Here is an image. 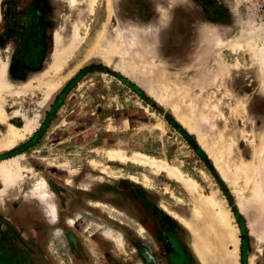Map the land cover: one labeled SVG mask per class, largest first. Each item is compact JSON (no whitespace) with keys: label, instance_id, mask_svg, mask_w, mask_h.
Wrapping results in <instances>:
<instances>
[{"label":"rangeland","instance_id":"374dc122","mask_svg":"<svg viewBox=\"0 0 264 264\" xmlns=\"http://www.w3.org/2000/svg\"><path fill=\"white\" fill-rule=\"evenodd\" d=\"M254 1L0 0V264H124L41 214L57 226L90 193L129 264H264ZM29 233L48 235L32 246Z\"/></svg>","mask_w":264,"mask_h":264},{"label":"crops","instance_id":"0c3cea01","mask_svg":"<svg viewBox=\"0 0 264 264\" xmlns=\"http://www.w3.org/2000/svg\"><path fill=\"white\" fill-rule=\"evenodd\" d=\"M241 12L242 14L243 12L246 13L244 9H242ZM249 13L251 17H254L252 13V7ZM79 194L85 195V193H82V192H80ZM90 195L91 197L86 196L87 198L85 197L86 199H84V201L81 199V200H75L72 203L70 202V204L67 207V210H63L64 212H61L60 210H58L59 225L57 226L53 225L54 222L49 219V217L46 215L44 211L43 206L41 205V214L44 217L46 224L48 223L49 225H51L53 234L55 233V228H60L61 230H64L66 226L72 227L74 230L81 228L80 231L78 230V234L82 238V240H84L82 242L92 257L94 253H97L100 255L108 254L111 256L120 255L122 260H124L125 258V263L129 264L127 263L128 262L127 257L129 256L130 253H129V247L127 246L126 248V240H125L124 233L122 230L115 228L118 226L114 224L115 221H117L118 219L111 218L107 211L103 210L101 207H98L97 205H94L92 202L98 199L96 196L92 195L91 193ZM98 201H101V200H98ZM110 205L113 206V204H110ZM67 216L73 217L74 223L72 224L68 223ZM102 219H105V220H102ZM103 225H108L112 228H115L121 233L123 240H124L122 247L117 246L113 242L111 237H108L102 233L101 226ZM41 234H45V233L42 232ZM47 235L48 234L39 236L35 234L31 235L29 233V240H30L29 245H32V246L37 245L38 241L41 239L43 240L44 238L43 236H47ZM75 261H76L75 258H71L72 264H76ZM121 262L124 263V261H121ZM86 264H94V262L92 260L91 262H88Z\"/></svg>","mask_w":264,"mask_h":264},{"label":"bare ground","instance_id":"6f19581e","mask_svg":"<svg viewBox=\"0 0 264 264\" xmlns=\"http://www.w3.org/2000/svg\"><path fill=\"white\" fill-rule=\"evenodd\" d=\"M264 24V23H262ZM76 32V31H75ZM72 38H71V41L69 43L68 46L66 45H63L61 44L60 42V48L58 49L57 53L55 54L54 57H52L50 59V62H51V66L52 67H57V61L62 57H64L63 59H65L67 57V54L69 53L72 45H73V38L74 36L76 35V33H72L71 34ZM61 53V54H60ZM61 58V59H62ZM62 59V60H63ZM57 65V66H56ZM57 87V86H56ZM55 87V88H56ZM106 158H119V157H123L122 160L124 161H127L129 158V156H125V155H116L115 153H107L106 155ZM134 160L133 161H138L137 164L139 165H143V167H148V168H151L153 170H160L162 172H165L167 175H169L172 179L176 178L178 179V181L180 182H183L185 184V182L187 181V177L185 176L184 173H182L181 171H177V169L167 165L165 162L163 161H160V160H156V159H152L146 155H141V156H135V155H132ZM136 159V160H135ZM138 159H141V160H138ZM131 161V160H130ZM186 190V189H185ZM196 193V192H195ZM191 194V193H190ZM51 202V201H50ZM54 206V205H53Z\"/></svg>","mask_w":264,"mask_h":264},{"label":"built area","instance_id":"2783aa9c","mask_svg":"<svg viewBox=\"0 0 264 264\" xmlns=\"http://www.w3.org/2000/svg\"><path fill=\"white\" fill-rule=\"evenodd\" d=\"M252 13L256 23H264V0L254 1ZM261 44H264V38L261 39Z\"/></svg>","mask_w":264,"mask_h":264}]
</instances>
